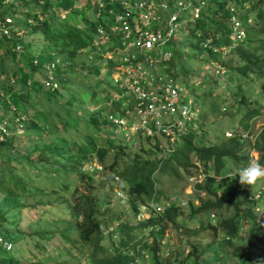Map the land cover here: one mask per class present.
Instances as JSON below:
<instances>
[{
  "label": "trees",
  "instance_id": "1",
  "mask_svg": "<svg viewBox=\"0 0 264 264\" xmlns=\"http://www.w3.org/2000/svg\"><path fill=\"white\" fill-rule=\"evenodd\" d=\"M165 1L171 8L170 15L177 11L173 6L180 0ZM106 2L109 3V0ZM207 2L209 4L201 10L198 17L193 18L190 10L178 17L177 22L181 26L176 31L177 36L175 39H170L167 44V48L172 52L174 64L180 65L175 75L182 72L184 75L182 79L190 81L191 78L189 79L188 76L193 70V65L188 61L190 56L194 55L202 63L209 57L216 58L217 47L231 42L229 34L235 28L232 20L235 16L240 22V27H245L246 37L233 49V56L226 60L227 63L223 61V64L228 66L229 63L232 76L238 74L247 79V82L260 80V85L264 89V0H207ZM93 3V13L85 12L88 17V22L85 24H67V19L61 20L59 7L65 10L74 6V0H64L56 5L42 4L48 7L49 12L46 13L43 9L44 19L38 21L29 32L33 34L41 31L46 34L51 41L42 52H51L48 56L53 60L60 58L56 71L58 87L55 89L45 85L43 81L45 75L42 78L36 74L39 67L34 65L27 50L18 53L10 45L6 51V60L0 62V74L4 75L0 90L4 92L1 100L5 105L4 109L7 112L5 114L11 121L14 120L17 112L27 117L24 121L23 133H14L7 140L0 141V153L8 154L4 163L13 162L14 158L25 160L36 169L46 170L56 182L61 180V188L68 192V197L64 200L68 203L66 210L70 216L67 227L59 232L67 241V254L63 255L65 258L63 260L67 261L65 264H84L83 260L86 258L90 264H173L174 262L215 264L220 258V253H225L228 259L236 257L241 264H256L249 250L254 242L261 240L264 243V221H258L254 214L253 209L258 201L250 196L251 187L241 185L237 175L238 168L249 158L244 140L236 136L232 138L222 136L219 141L208 143L197 140L199 136L190 132L178 143L176 150L168 152L167 155L164 154L167 148L160 147L162 140L155 136L136 134V139H140L142 143V153L130 150L122 139L112 137L117 125L110 117L124 116L128 109L132 113L135 112L138 99L135 93L129 94L127 87L120 86L122 78L119 81L112 79V75L120 73L121 70L118 69V61L104 55L105 52L117 50L122 46L121 41L111 31L115 25V16L109 12L111 7L119 11L120 6L118 3L108 4L107 9H102L100 17H96L97 10L95 2ZM247 3L250 4L249 8L246 7ZM231 5L235 6L234 10ZM53 6L56 7L52 8ZM29 15L31 13L25 16ZM251 15L254 20L247 22L246 19L251 18ZM99 26L112 36L114 42L96 41ZM187 37L189 40L186 39ZM209 37L214 38L211 44ZM205 39L210 44L207 47L201 44ZM24 44L25 49L30 47V43ZM10 57L16 65L8 68L6 61ZM177 58H180L182 63L178 64ZM21 62L26 63V68H19ZM90 75L95 78L94 82L86 85L75 83L77 77L84 79ZM211 77H215L213 86L205 92L209 95L214 94L219 86V79L215 74L202 75L201 79L203 82ZM72 84L75 85L74 88ZM238 89L244 94L241 83L238 84ZM113 93H117L120 97L113 98ZM222 96L224 101L221 105H217L218 108L227 104L225 101L228 96L225 91ZM8 98L14 103L17 112L8 111ZM213 100H216V97H213ZM261 101L255 102L259 104ZM240 103L247 104L244 96ZM36 104L41 109L36 108ZM260 106L243 112L241 123L246 128L251 126L250 121L254 116L261 114ZM203 110L207 109L203 108ZM95 131L107 135L105 143L99 141L101 135H97ZM17 136L18 139L26 136L28 143L24 145L16 143ZM254 146L260 151L259 163L264 165V130L257 136ZM10 150L15 154L9 155ZM110 151H113L112 162L108 163L106 160ZM195 157L200 161V165L195 164ZM94 162H98L101 168L93 165ZM90 165L93 167L86 168ZM12 169L11 165L5 164L0 168V188L4 186L5 192L0 196V208L2 205L5 207L4 210L0 209V227L1 223L8 220V213L15 211L13 220L17 229L18 226L22 227L20 225L24 221L22 211L26 203H23V198L16 190L6 187L4 184L6 176H9V181L19 187L24 194L31 190L26 187L24 181L10 172ZM182 170L188 174L205 175L203 182L195 186L199 191H204L205 195L201 196L198 193L188 201L190 206L188 215L191 220L197 223L200 220L198 216L204 214L208 221V224L204 223L203 215L200 229L187 226L185 223L188 219L180 220L184 211L179 203L173 202L169 206L163 203L166 209L162 214L154 207L156 203L170 200L171 197L164 196L165 181L185 179ZM99 173L105 175V178L96 183L95 176ZM72 174L78 175L83 190L80 188L81 184L74 185V181H69L68 178ZM109 174H113L112 177H107ZM108 181L126 193V197H121V200L125 201L128 209L130 208L135 216L140 217L142 206L147 205L151 209L150 217L132 222V219L117 216L118 233L108 230L117 220L116 215H111L112 202L105 200L106 197L111 196L104 185ZM111 186L113 189V185ZM8 197L12 199L11 202L5 201ZM196 200H199V204L195 203ZM212 211L218 216L215 224H211ZM104 216L107 217L103 218ZM246 219L251 226L245 239L249 244L243 247L241 246L243 243L237 239ZM38 223L43 224V218H39ZM179 226L184 228V234L196 238L190 241L192 250L187 256L185 255L186 257L183 252L175 251L172 243L167 240L169 238L166 237L170 228ZM211 226L216 233L223 235V239L222 243H217V250H214L212 256H207L205 248L213 247V243L202 245L198 236L202 229ZM37 233L42 238L56 234L44 229L38 230ZM24 234L14 230L5 236L18 241ZM105 239L109 240L108 244L103 243ZM3 252L7 253V251ZM191 257H195L193 262L189 260ZM21 258L22 256L17 257L14 252L9 253L2 258L0 264H25ZM27 264L45 263L42 260H32Z\"/></svg>",
  "mask_w": 264,
  "mask_h": 264
},
{
  "label": "rangeland",
  "instance_id": "2",
  "mask_svg": "<svg viewBox=\"0 0 264 264\" xmlns=\"http://www.w3.org/2000/svg\"><path fill=\"white\" fill-rule=\"evenodd\" d=\"M75 5L71 6L65 10H63L62 7L60 8L61 14V20L67 19V24H74V23H82L85 24L88 22V17L85 14L90 12L93 13L94 8V0H74ZM43 9H45L46 13L48 11V7L46 5H41ZM56 6H53L54 8ZM246 7L249 8L250 4L247 3ZM49 12V11H48ZM254 15V14H253ZM255 16V15H254ZM252 20H254L253 16H250ZM246 33V30H245ZM243 35L235 32L233 35V40L235 39L237 42L231 43L228 46H219L215 50L217 53V57H209L208 59H205V61L202 63L200 59L196 58L194 55L189 57L188 61L191 65H193V70L189 74L188 77H192V79H198L200 81V84L198 85V90L196 93V96L200 99V108L205 113V116L202 117L201 121H197L199 123L198 127L201 128L200 130L195 131L197 137V140H204L208 143H214L216 141H219V138L217 137L218 133L226 132L231 129L233 125H238L239 128H242L243 125H241V117L243 115V112L246 111V109H251L253 107H258L259 104L257 102H260L264 97V91L262 90V87L260 85V80L256 79L254 81H248L247 79L242 78V76L238 74H233V76L230 77V82H228V85L224 88L222 87V84L225 83L221 82L219 80L220 86H218L215 89L214 94H205L207 92L208 87L213 86V77L209 79H205L203 82L202 80V73H203V67L207 73H217V68L221 66V61L224 59L226 62L227 59H230L232 57V51L235 47H237L241 41H242ZM26 42L30 43V47L27 50L28 54L33 58L37 57L40 60H52L50 58L51 52L46 53L42 52V49L49 43L50 38L44 34L41 31H38L36 33H28L27 37L25 36ZM189 40V38H186ZM174 48V47H173ZM170 50L169 48H167ZM171 51V50H170ZM193 53V52H192ZM191 53V54H192ZM6 53L1 54V61L4 59L6 60ZM105 57L111 56V53H104ZM177 63H182L180 58L176 59ZM8 68L14 67L16 65V62L10 57L6 61ZM227 63V62H226ZM229 64V63H228ZM19 68L25 67L26 63L21 62L19 64ZM176 67H180L176 66ZM178 68L176 69L177 71ZM159 69H162L161 67ZM105 72V71H104ZM205 75H208V74ZM38 76H41L42 78L44 75H47V72L44 70L38 69L37 73ZM3 74H0V83L3 81ZM183 73L181 72L180 78L182 79ZM45 78H43L44 80ZM112 79L116 80V75H112ZM225 79V78H223ZM95 78L93 76L88 77H77V81L75 83H81V84H88L90 82H94ZM241 83L242 91L245 95L247 104H241L239 103V98H242V93L238 90V84ZM75 85L72 84V88H74ZM224 91L226 92V95L228 98H226L225 103H227L228 108H221V110L218 111L217 105H221L224 101L223 94ZM113 98L116 99L120 97L117 93H113ZM213 97H216V100H213ZM255 100L257 102H255ZM36 108L38 107L41 109L38 104H36ZM223 107V106H222ZM203 108H206L207 110L204 111ZM223 109V111H222ZM262 112H264V109L261 110V114L257 115L255 118V123H253V128L255 130H260L261 128H264V115H262ZM206 117V120H205ZM27 118V117H26ZM135 116L132 114V112H129L126 115V120H133ZM133 128L131 126H124L120 127L117 126L115 133L112 137H117L119 139H122L126 145H128V148L130 150L133 149V151H139L141 152L142 143L140 139H136V132L132 130ZM25 130V129H24ZM24 130L21 132L23 133ZM97 135L99 136V141H103L105 143L107 135H102L101 132L95 131ZM143 136V135H142ZM17 136V140L15 139L16 143L24 145L27 142V137L24 136L23 138H19ZM113 151H110V154L108 155L107 162H112V153ZM15 154L13 150L9 151V155ZM142 153V152H141ZM164 154H167L164 152ZM252 154L258 156L257 151H253ZM8 154L7 152H1L0 153V168L5 165H11L13 167L12 170H10L11 173H13L15 176L20 178V180L24 181L26 184V187L31 190V192L28 191V193H23L22 190L17 187L12 181H9V176H6V180L4 184L7 188L13 189V191H17L19 195L23 198V203H26L24 210L22 211V216L24 221L20 224L22 227H19L16 229L17 225L14 224V217L16 212L10 211L8 213V220L4 223H1L0 227V234L8 235L12 231H17L18 233L22 232L25 233L23 238L15 241L19 243H15V248L12 251L3 252L0 254V261L3 257L6 256V254L9 253H15L17 257L22 256L21 260L23 263L27 264L29 261H37L42 260L45 264H65L67 261H64L65 259L63 255L67 254L66 250V239L63 237L59 232L67 227V221L70 219L69 213L66 210L67 202L64 200L65 197H68V192L63 191L61 188V180L55 181V178H51L48 175V172L43 169H36L32 165L28 164V161L21 160L18 158H14L13 162H3L7 160ZM197 159L196 157L194 160ZM200 162H197V165H199ZM93 165H96V167L101 168V165L98 164V162H94ZM93 166H86V168H92ZM113 174H109L107 177H112ZM182 175L185 177V179H177L173 181H165L164 189L165 193L164 196L171 197L169 202H178L181 203V199L188 200L190 198H194L198 193L201 196L205 195L204 191H199L198 188H196V183H202L204 180V175L201 173L197 174H188L186 171L182 170ZM2 176V175H1ZM96 183H98L100 180H103L105 178V175L103 174H96ZM4 179V178H3ZM69 181H74V185L81 184L82 181H78V175L72 174L69 178ZM77 180V181H76ZM1 183V181H0ZM73 185V186H74ZM106 190L108 191L111 196L106 197L105 200L108 202H112L110 206L112 207L111 215H116L119 218H128L132 219L133 221H140V217L135 216L134 212L128 207L125 201L121 200V197H126V193L120 189L117 185L112 184L111 182H105L104 183ZM113 185V189L112 186ZM81 190H83L82 184L80 185ZM258 187H255L253 189V192ZM4 186L0 188V196L3 194ZM5 193V192H4ZM123 195V196H122ZM118 198L117 200L114 198ZM164 197V199H165ZM64 200V201H63ZM5 201L11 202L12 199L8 197L5 198ZM54 202V204H52ZM196 204L199 203V200L195 201ZM1 205V203H0ZM181 205V204H180ZM125 207V210H122L121 208ZM182 209H184V215L181 216L183 219H188V224L190 227L196 226L194 221L191 220L190 216L188 215L189 207L181 206ZM185 207V208H184ZM1 210H4L5 207L2 205L0 208ZM151 209L148 208L147 205L142 206V212L143 216L149 215V212ZM44 212V213H43ZM204 215V214H203ZM203 215H199V218L201 219ZM259 221L263 220L264 217V206L261 208L259 214ZM121 216V217H120ZM107 216H104L103 218H106ZM186 217V218H185ZM43 218V224L38 223V219ZM45 219V220H44ZM214 222V221H213ZM204 223H207V219L204 215ZM110 229L113 230L114 233H118L117 227H118V219L115 220L111 225ZM44 229L48 232H55L56 234L52 236H46L44 238L40 237V235L37 233L38 230ZM107 230V231H108ZM200 233V243L202 245H205L207 243H213V247L209 246V248H205V255L212 256V253L214 250H217L218 244L215 242L216 240L221 241L222 235H215L213 230L210 229H203ZM167 239L170 243H172V246L175 248V251H184V255H187L191 249L190 241L195 240L196 238H191V236L187 233L184 234V228L179 226L175 228H170L167 231ZM250 232V224L246 221L244 222V227L241 230L240 237L237 239L238 241L242 242L241 246H248L249 241L245 240ZM73 237H76V235H73ZM216 237V238H215ZM215 238V241H213ZM262 238V237H261ZM264 238V235H263ZM104 244H108L109 240L105 239L103 241ZM258 243V244H257ZM231 248V247H228ZM89 250V249H88ZM249 253L252 256V259L255 260L256 264H264V243L261 242V240L254 242L252 245V248L249 250ZM225 254V253H223ZM212 258V257H211ZM206 259V258H205ZM189 260H192V262L195 260L194 257H191ZM84 264H90V262L87 261V258L83 260ZM77 264V263H74ZM225 264H241L239 263L238 259L236 257L233 258H226Z\"/></svg>",
  "mask_w": 264,
  "mask_h": 264
},
{
  "label": "built area",
  "instance_id": "3",
  "mask_svg": "<svg viewBox=\"0 0 264 264\" xmlns=\"http://www.w3.org/2000/svg\"><path fill=\"white\" fill-rule=\"evenodd\" d=\"M64 0H0V62L1 54L6 53L9 46L15 52L25 50L27 34L33 27L44 19L42 4H59ZM96 17H100L102 9H107L108 4L118 3L119 11L109 8L114 14V26L112 33L118 37L122 46L117 50H109V58L118 61L120 73H116V81L121 87H127L129 94L135 93L138 99L135 108V118L126 120L127 110L124 116H111L117 126H131L134 132L143 136H155L168 142L174 147L188 131L196 114L191 106V100H186L184 92L186 88L179 80L176 68L171 66L172 52L167 49L168 41L176 38L180 23L177 22L179 15L185 11H191L194 17H198L201 10L208 5L207 0H180L173 7L177 11L171 15V8L165 0H94ZM198 2V3H197ZM232 10L235 6L231 5ZM31 13L29 16H25ZM237 33L245 36V31L240 27V22L235 16L232 17ZM251 21V19H249ZM115 27V28H114ZM96 41H110L111 35L101 26ZM233 38V36H232ZM204 47L209 46L204 41ZM35 66L47 72L43 80L47 87L55 89L57 65L60 58L55 60H40L32 58ZM162 69H159V68ZM32 83V81H29ZM4 94L0 90V141H5L14 133L24 130L25 116L17 112L10 98L8 111H15L14 120L7 113L1 97ZM13 128H15L13 130ZM14 243L3 235H0V252L11 251Z\"/></svg>",
  "mask_w": 264,
  "mask_h": 264
},
{
  "label": "clouds",
  "instance_id": "4",
  "mask_svg": "<svg viewBox=\"0 0 264 264\" xmlns=\"http://www.w3.org/2000/svg\"><path fill=\"white\" fill-rule=\"evenodd\" d=\"M194 15V14H193ZM195 18V17H194ZM249 19H251V18H249ZM249 19H246V21L247 22H251V21H253L252 19H251V21H249ZM192 20H193V18H192ZM243 29L245 28V27H242ZM246 29H244V31H245ZM236 32V30H235V28H233V31H232V33L231 34H229V36H230V39H231V41H233V43H236L237 41L234 39L233 40V38H232V36L234 35V33ZM198 34L200 35V33L198 32ZM244 37H246V35L245 36H243L242 37V41H243V39H244ZM213 39L214 38H212V37H209V42H210V44L213 42ZM205 41H208V40H206L205 39ZM241 41V42H242ZM231 43V42H230ZM229 43V44H230ZM202 44V43H201ZM229 44H224V45H219V46H228ZM224 59H226V57L224 58ZM224 59L221 61V66L220 67H218L217 68V73H211V74H209V73H207L208 71H206L205 69H204V71H203V73H202V75H205L206 73L208 74V75H213V74H215L217 77H218V79L220 80V83L221 82H223V83H225L224 85L222 84V87H226L227 85H228V80L230 79V77L232 76V71L230 70V69H232L231 68V66L228 64V66H226V65H224L223 64V61H224ZM171 66L173 67V68H176L177 69V67H176V65L174 64V62H173V59H172V61H171ZM178 76H179V80H180V82H181V84L186 88V90H185V92H184V95H185V98H186V100L188 101V100H191V106H192V109H193V111H195V115H194V117H193V120H192V122H191V125H190V127H189V131L185 134V135H187V134H189L190 132H194L195 133V131H197V130H200L201 128H199L198 127V125H199V123H197V121H201V119H202V117H204L205 116V113L202 111V109L200 108V99L196 96V93H197V90H198V85L200 84V81L198 80V79H192V77H189V79H190V81H186L185 80V78H183V79H181L180 78V76H181V74L180 73H178ZM223 78H225V79H223ZM220 83L218 82V85L220 86ZM208 89H209V87H208ZM262 90H264V89H262ZM260 92H264V91H260ZM243 95H245V94H242V96ZM245 97V96H244ZM239 100V103H240V100H241V98H239L238 99ZM256 101V100H255ZM261 103H262V105H261ZM261 103H259V106H260V108H261V110L262 109H264V97H263V99H262V101H261ZM241 104V103H240ZM223 106V107H222ZM222 106H220V108H218L217 107V109H218V111L219 110H221V108H228V105L227 104H223ZM241 106H243V105H241ZM222 111H223V109H222ZM246 111H248V109H246ZM245 112V111H244ZM262 115H264V112H262ZM257 116V115H256ZM256 116H254L253 117V119L250 121V123H251V126L249 127V128H246L242 123H241V125H243L242 126V128H239L238 127V125H233L232 127H231V129L229 130V131H226V132H222V133H218L217 134V137L220 139L222 136H224V137H227V138H232V137H239L241 140H244V144H245V147L247 148V150H248V153H249V158L246 160V163L245 164H243L242 166H240L239 168H238V171H237V175L239 176V183L241 184V185H244V186H250L251 187V192H250V196L254 199V200H256V201H258V204H256L255 205V207H254V209H253V211H254V214L256 215L257 213L259 214V212H260V210H261V208L264 206V165H262L261 163H259V159H260V151L259 150H257L256 149V147L254 146L255 145V141H256V138H257V136L259 135V133L262 131V130H264V128L262 129H260V130H255V129H252L253 128V123H255L256 121H255V118H256ZM111 118V117H110ZM112 119V118H111ZM205 120H206V117H205ZM184 135V136H185ZM183 136V137H184ZM183 137L181 138V139H179L178 141H177V144L172 148V147H170L169 146V144H168V142L167 141H165L164 139L162 140V144L160 145V147H166L167 149V151H166V153H167V155H168V152H172V151H175L176 150V147L178 146V143L179 142H181L182 141V139H183ZM253 151H257L258 152V156H257V154H256V156L254 155V154H252V152ZM196 161H195V164L197 165V162H200L198 159H195ZM200 165V164H199ZM201 174H203V173H201ZM204 175V174H203ZM204 177H205V175H204ZM118 181H120V179H118ZM121 183V182H120ZM196 184H198V183H196ZM195 184V185H196ZM121 185H123V183H121ZM255 187H258L254 192H253V189L255 188ZM123 196V195H122ZM188 201H189V199L188 200H183V199H181V203H179L178 205H180V206H185V207H190L189 206V203H188ZM163 203H165L166 204V206H169V205H171L173 202H169V201H166V202H162V203H156L155 204V208H156V211L158 212V213H163L164 211H165V209H166V206H164L163 205ZM176 203H178L177 201H176ZM196 203V202H195ZM199 204V203H198ZM184 207V208H185ZM190 210V209H189ZM183 211H184V209H183ZM151 212H149V215H146V216H143V217H141L142 215H143V212H142V214L140 215V220H142V219H144V218H149L150 217V214ZM184 215V214H183ZM182 215V216H183ZM211 224H215L216 223V221H217V219H218V216L217 215H215V213L212 211L211 212ZM256 218H257V220L259 219V215H256ZM181 219H183V218H181L180 217V220ZM200 218H199V216H198V220H199ZM263 220H261L262 222L264 221V217L262 218ZM201 220V219H200ZM199 220V222H197V223H195V220H192V221H194V223L196 224V226H194V227H192V228H195V227H197V228H199L200 229V227H201V221ZM214 221V222H213ZM248 222L249 223V221L246 219L245 220V222ZM259 221V220H258ZM187 226H189V224H188V222H186L185 223ZM206 224H208V221H207V223ZM250 224V223H249ZM250 226H251V224H250ZM190 227V226H189ZM208 229H210V230H213L214 231V234L215 235H221L220 233H216L215 232V230L212 228V226L210 227V228H208ZM203 230V229H202ZM202 232V231H201ZM168 233V232H167ZM3 236H5V235H3ZM6 238H8L7 236H5ZM167 237V236H166ZM200 237V235L198 236V238ZM222 237H223V235H222ZM216 238V237H215ZM215 238H214V240L213 241H215ZM9 240H11L13 243H14V248H15V241H13L12 239H10V238H8ZM200 239V238H199ZM223 239V238H222ZM216 243H222V240L221 241H219V240H216L215 241ZM202 244V243H201ZM208 244V243H207ZM206 245V244H205ZM14 248L12 249V250H14ZM11 250V251H12ZM192 250V248L190 249V251ZM190 251H189V253H190ZM8 252V251H7ZM183 253H184V251H183ZM188 253V254H189ZM187 254V255H188ZM184 255V254H183ZM186 255V256H187ZM220 255V258L217 260V262L215 263V264H223V262H226V255L225 254H223V253H220L219 254ZM185 256V255H184ZM185 256V257H186ZM195 258V257H194ZM173 264H179V262H174ZM184 264V263H183ZM208 264H212V263H210V262H208ZM225 264V263H224Z\"/></svg>",
  "mask_w": 264,
  "mask_h": 264
}]
</instances>
